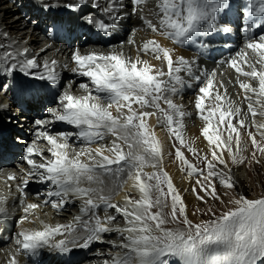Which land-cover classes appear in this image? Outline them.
<instances>
[{"label":"snow or ice","instance_id":"snow-or-ice-1","mask_svg":"<svg viewBox=\"0 0 264 264\" xmlns=\"http://www.w3.org/2000/svg\"><path fill=\"white\" fill-rule=\"evenodd\" d=\"M150 2L149 15L155 21L145 14ZM57 7L83 15L87 25L103 34L115 29L122 13L124 18L136 16L141 31L162 37L172 47L148 38L137 45L134 57L115 48L82 53L77 47L70 56L71 73L82 78L81 94H76L75 80L63 85L55 59L39 61L46 49L32 55L28 47L9 42L7 32L0 35V79L30 78L22 91L39 81V88L51 91L54 105L45 109V118L32 122L34 139L23 148L21 174L7 177L19 181L24 215L17 224L33 222L29 216L41 207L23 203L31 182L47 186L37 196L54 210H62L71 199L81 201L80 215L70 224L21 227L7 264H19L18 256H36L42 250L68 254L88 249L104 243L109 233H119L120 243L108 241L118 251L104 264H264V193L250 198L237 192L239 180L232 167L264 160V31L254 32L264 29V0H247L248 19L238 30L248 38L211 71L200 66L199 56L176 51L195 47L202 55L214 36L232 32L233 0H105L103 6L100 0H63ZM89 8L101 15H85ZM221 66L234 70L235 79L229 77L226 83ZM63 68L69 69L68 64ZM192 81L198 88L190 101L194 111H189L177 98ZM229 84L238 86L235 97ZM193 115L201 122L196 137L187 135L186 122ZM56 124L70 130L52 131ZM157 129L166 133L164 139ZM108 137L110 143L105 142ZM201 137L203 148L196 146ZM168 162L185 179L194 180L191 191L197 200L207 204L210 198L223 205L219 214L209 207L201 213L209 219L189 218L183 193L166 170ZM105 177L115 187L108 188ZM125 185L123 205L112 202ZM6 203L0 197V217L7 215ZM118 216L122 226H114Z\"/></svg>","mask_w":264,"mask_h":264},{"label":"bare ground","instance_id":"bare-ground-1","mask_svg":"<svg viewBox=\"0 0 264 264\" xmlns=\"http://www.w3.org/2000/svg\"><path fill=\"white\" fill-rule=\"evenodd\" d=\"M4 1L6 2V0H0V35H2V33L7 32L8 33V37H9V42L11 41H15L16 42V47L18 48H23V47H28L30 50V54L35 55L37 53L40 52V49L42 46H44L46 43L44 41V39H42L41 36L37 35V32H32L30 33L29 30H32V28H30V26L25 22V20L22 19V17L19 16V14H16L17 11L13 6H9L7 3H4ZM25 3V6L28 7V16L29 17H34L37 16L38 20L41 23L46 22V20H43V18H48L50 21H59L58 27L60 29H62L65 33L68 34V36H71L72 34L75 35V37H79L80 35H84V37L86 38V42L87 45H93L92 49H88L86 48V44L83 43V41H81L79 44H82L81 46H83V48H81V52L82 53H87V52H91V51H96V52H107V51H111L114 46H107L109 48H106L105 45L113 42V43H121L124 42L123 47L119 48V46H121V44H117L115 49L121 50L123 51L126 55H131L134 57L135 53H136V47L137 45H141L142 42L145 39L148 38H155L158 39L162 44H164L165 46L168 47H172V45L166 44L163 40H161V37L155 36V34H152L150 32H145V31H141L142 28V23L141 21L136 17V16H129L127 18L123 17V13L122 15V19L120 20V26L124 27L125 30H120V31H116L111 37H110V41L106 44H101L100 42L102 41V37L99 34H103V33H98L96 30L92 29L91 26L87 25L83 19V15H80L79 13H69L67 11L61 10V8L57 7V5L62 4L63 0H23ZM127 2V0H125V3ZM49 4L51 5V9L45 11V9L43 8L44 4ZM100 4L101 6H103L105 4V0H100ZM152 7L151 2L149 3L148 7H146L145 9V14L148 15V17L150 19H153L155 21V18L152 17L151 15H149V8ZM37 10V13H35V11ZM98 10L97 11H93L92 9L89 10L88 12L85 13L86 14H95L97 16H100V14H98ZM97 13V14H96ZM240 16L239 12L234 14H231V18H233L235 20V24L232 26L233 30H232V35L235 38V42L234 44L236 45V48L233 49V53L234 54L236 51H238L241 47H243L245 41H243L244 38V34L241 33L238 30V25L239 23L237 22L238 17ZM82 21L84 22L83 24H78L77 22ZM35 24V23H34ZM33 25V24H32ZM29 26V27H28ZM133 29H136L135 32H133ZM131 30L132 35H128V31ZM264 31V29H259L256 33L259 34V32ZM130 32V31H129ZM123 34V36L121 35ZM128 35L129 37L127 38ZM133 39L135 41V44L133 45H129L127 43V41L129 39ZM84 39V38H83ZM126 40V41H124ZM230 42V41H227ZM40 44V47H36V44ZM88 45V46H89ZM60 48L62 47V45L59 46ZM86 48V49H85ZM46 51L39 55V57H41V63H43L45 60L51 61L53 59H55L58 62V70L62 73V77H65L69 74V79L66 80L65 84L67 85L69 83L70 80H75V86H74V92H78L80 93L79 88L75 89L78 87L79 83L82 81V78L79 77H74L73 74L70 71V68L72 67V63H71V52L67 53V50L64 49H59L57 45H53L51 46L50 44H46L45 47ZM195 47H190V48H183V49H177L176 51V55H183L185 57H191L195 54ZM217 54H215L216 56ZM220 55H225V53L220 54ZM219 55V56H220ZM219 56L217 55V57L219 58ZM214 57L213 54H211L209 56V59H212ZM214 58V60H217L218 58ZM199 62H200V66L202 68H205L209 71H211L213 68H216L217 66H215L212 62L209 63L208 61H205L201 58H199ZM64 64H68L69 69H64L63 65ZM221 70L225 72V76L223 77V79L225 80V82L227 83V80L229 79V77H231L233 80L235 79V72L234 70L228 69L226 66L221 67ZM9 82L11 81L12 78H8ZM24 82L26 81V79H23ZM8 82V84H9ZM192 86L191 87H185L184 90L181 93V96L177 98L178 102H182L183 104H185L188 108L189 111H194L193 109V105L192 103H190V101L194 100L198 85L196 84L195 81L191 82ZM39 83L36 85L35 90L32 91L33 94L36 93L37 90L41 91V90H46L48 94H50V90L49 89H41L38 87ZM18 87V86H17ZM38 87V88H37ZM21 89V87L19 88ZM30 89L31 88H27ZM228 89H229V93L230 95H232L233 97H235L236 92L238 91V86H233L232 84L228 85ZM26 90V89H25ZM8 92V91H7ZM2 94H0V116H5L7 113V111L4 109V106L6 104V101L4 99V97L1 96ZM17 99L21 102L24 101V97L21 95V97H17ZM40 101V100H38ZM42 105V102H39ZM37 109L36 105H33V110L35 111ZM37 111V110H36ZM12 113V112H11ZM23 116H27V114H23ZM29 116V115H28ZM31 116V115H30ZM18 122H24L23 118H20ZM152 124H155V120H151L150 121ZM187 135L188 136H192V137H196L199 136V129L201 127V122L198 119V117H196L195 115H193V117L188 120L187 122ZM25 126L27 124H24ZM19 126V125H18ZM21 127V126H19ZM28 128H30V126H26ZM18 128V127H17ZM52 128H56L58 131H66V130H70L69 127H67L66 125L63 124H56L53 125ZM11 129L5 128V130H0V164L2 161H4L3 157L6 155V153H11L14 157L18 158V156H21L20 154L18 155L17 153L13 152L11 150V143H10V139L8 136H11L8 131H10ZM4 131V133H3ZM55 131V130H53ZM158 135H160V137L162 139H164L166 137L165 132L160 131L159 129H157ZM16 134H18L19 132H15ZM27 133H25L26 135ZM18 137V136H17ZM16 137V138H17ZM18 139V138H17ZM16 143H22V140H19ZM13 142V144H16ZM206 145V141H203L202 137L200 140L197 141V147L203 148ZM24 167V165H18V169H13L11 164L10 165H2L0 166V168H2V171H5L3 173V175H0V197H4L7 198V203H6V209H7V215L0 217V231L2 228H4L3 233L0 234V264H7V260L9 258V256L13 253V248H14V236L11 240V242L3 247V243H2V235L3 234H9L10 235V230L6 227H4L3 221H5V219H7V225H9L10 227H12L14 224L15 226H13V230H12V234H16V231H20L21 227L24 229H35L37 227L40 226L41 222L49 224V225H57V224H62V225H67L73 222V218L76 217L77 215H80L79 212H74L72 213L73 216H70V214L68 212L71 211L72 206H74L76 204L77 206V210H80L81 208V204L80 203H75L76 199H71L69 203H67L69 206L67 207V209L64 210V208H66V206L58 211L55 212V214L53 215V218L50 216H48V219L44 218V215H40V210L41 207L34 210L33 214L29 216L28 220L29 221H33L34 224L31 225V223H26L24 222L23 225L18 226L17 224V220L24 215L22 208L19 209L18 208V188H17V184L19 183V181H12V182H8L6 181V177L8 176V174L15 173L17 176H19L21 174V168ZM148 169H146L147 171ZM167 171H169L170 175L173 177L174 183L176 185V187L183 193V198L186 202V205L193 203L194 199L190 193V180L185 179L183 175L180 174V172L177 171L175 164H172L171 162L167 163ZM234 174L236 175V177L238 178V180H240V176L242 175V171L241 169H237L233 171ZM105 182L108 188H113L115 187V181L110 178V177H105ZM192 183V182H191ZM9 184L11 185V188H9ZM35 184H37L35 182ZM41 187L43 188H47L46 185L41 184ZM35 187L28 185V187L25 190V193H29V189L32 190ZM184 189H188V191H184ZM128 191V185H126V187L124 188V190L121 191V193H119L120 195L116 196V198L112 199V202H119L121 205H123L124 200L123 197L125 195V193ZM131 194H135L138 195L137 192L133 191ZM38 197L37 195L31 194V197ZM30 197V196H29ZM80 201V200H78ZM34 203L32 202L30 199L26 200V203ZM17 205V208L15 210H11L10 208L8 209V205ZM41 206H43V201L41 203ZM111 211V210H109ZM112 213H114V211H111ZM101 213H103V209L100 210V215ZM37 217H40L41 220L38 221ZM117 222L119 223L118 226H122L123 225V219L122 217L118 216ZM115 226V225H114ZM112 234H105L104 236V243H99V245L102 244H107L109 245V247H112L111 244L108 243V241H113L117 244L120 243V239H118L117 235H119V233H116L114 236V239L110 240L108 239V237H110ZM95 244V243H94ZM93 245H91L88 249H85L82 252V258H79L80 260L83 258H86L87 256H93V259H89L87 261L88 264H104V261L106 260L104 258V255L102 253V248L98 247L95 249L96 252H92L89 255V252L92 250ZM3 247V248H2ZM13 247V248H12ZM77 251H81V249H73V251L71 253L68 254H56V253H51L48 250H42V258H45L46 256H48V259H50V261H54L57 264H75L78 263L76 262V259L73 258V255L76 254ZM118 251V249H115L114 252L112 253V255H114L116 252ZM95 253V255H94ZM107 256L110 258L111 254H107ZM19 260V264H28L25 262L24 257L21 256L20 258H18ZM80 262V261H79Z\"/></svg>","mask_w":264,"mask_h":264},{"label":"rangeland","instance_id":"rangeland-1","mask_svg":"<svg viewBox=\"0 0 264 264\" xmlns=\"http://www.w3.org/2000/svg\"><path fill=\"white\" fill-rule=\"evenodd\" d=\"M4 3H7L9 6H13L16 9V11H17L16 14H19V16L22 17L23 20H25V22L30 26V28H32V30H29L30 33L37 32V35L41 36L42 39H44V37H43L44 30L43 29H44V25L45 24L41 23L38 20L37 16L30 17V15H29V17L27 18V16H28V7L25 6V4H24L25 2L23 0H6V2L4 1ZM129 31H128L127 34L130 36V35H132V33H131L132 31L131 30H129ZM128 35H126L127 38L129 37ZM74 38H76V41H77L78 44L76 42H73L68 47H65V45L61 44V43H58V44H55V45H57L59 49L67 50V53H70L71 50H73V49H75L77 47L80 48V49L83 48V46H79V45H82V44H79V43L81 41H83V43L86 44L85 45L86 48L92 49L93 45H89L88 44L89 45L88 46L87 42H86L87 40H85V41L83 40V38H85L84 35L79 36V37H74ZM124 41H126V40H124ZM117 44H121L122 47H123L124 42L116 43V44L113 43V42H110V43L106 44L105 47L109 48L107 46H111L112 45L115 48ZM60 45H62L61 48L59 47ZM35 46L38 48V47H40V44L38 43ZM51 46H53V45L51 44ZM45 47H46V44L44 46H42L41 49H45ZM119 48H121V46H119ZM38 59H39V61H41V57H38ZM69 78H70L69 74L67 76L63 77V85L64 86H66L65 82ZM23 79H26V81H27L30 78H26V77H23L22 75H20V76H18V77H16L14 79V86L17 84V86L20 88L21 85L24 83ZM5 80H6V83L8 84V82H9L8 78L2 80L1 84H5ZM11 82H12V80L9 83H11ZM31 83L33 84V86L31 87V90L28 89L27 92L25 90H23L20 93L24 97V101L23 102L19 101L18 104H21L24 107L25 111H23V112H19L17 110L18 106L16 105L15 100H18V99H17V96L13 93V91H11V89H10L7 92V91H5V89L0 88V94H2L1 96L4 97V99L6 101L4 109L8 113L5 116H0V130H5V128L16 129L15 126H16L17 123H19L18 124L19 126H21V127L23 126L24 127L22 129V131H23L22 133L24 134V136H26V140H22V143L25 142V146H26V144L28 142H30L32 139H34V128H33L32 121H34L37 118H40V119L45 118L48 115L47 112L45 111V109L47 107L54 106L53 103H52V99H50V94H48L46 90H41V91L37 90L35 94L32 93V91L35 90L36 85L38 83H40V82L39 81H33ZM78 88L79 87H77L75 89H78ZM74 91H76V90H74ZM75 93L79 94L78 92H75ZM26 94H28L29 97H26ZM11 100H12V102H11ZM38 100H40V101H38ZM44 101H46L45 105H44ZM39 102H42V105ZM33 105H36V107H37L36 110L37 111L33 110ZM23 114H27V116H23ZM20 118H23L24 122H18ZM24 124H27L26 126L29 125L30 128L26 127ZM12 127H14V128H12ZM30 130H32V132ZM53 130L58 131L56 128H52V131ZM25 133H27V134L25 135ZM8 137L11 138V136H8ZM16 137L17 136H12V138L10 140L13 141ZM18 139L21 140V138H18ZM111 139H112L111 137H108V138H106L105 142L106 143H110ZM74 147L79 149V147H80L79 142H76L74 144ZM93 147H95V145H93ZM20 155L21 156L23 155L22 152H21ZM186 155L188 156V158L190 160L192 159V156H191L190 153H186ZM18 157H20V156H18ZM193 162H195V161H193ZM22 164H23V162L19 163V161H16V162L12 161L11 166H12V168L14 167L13 169L15 170V169H18V165H22ZM0 166H2V165H0ZM232 167H233V171L237 170V169H241V171H242V175L240 176L239 184H238L237 189H236L237 192H244L250 198L251 197H258L259 195L264 193V160H262L260 164H250V163L246 162L243 165L232 166ZM176 169L179 172L177 167H176ZM145 171H146V169H145ZM147 171H151V169H148ZM0 174H2V173H0ZM181 175H183V174H181ZM193 184H194V180L190 181V186H192ZM29 185L35 187L32 190L29 189V194H30L29 199L32 202H34V203L41 204L43 199H44V197L43 196H39V197H33L32 196L31 197V194L37 195V193H43V192L46 191V188L41 187V184H39V183L35 184V182H31ZM125 187H126V185L124 186V188ZM121 191H119L116 195H114L112 197V199L116 198V196L120 195L119 193H121ZM190 193H191V195H192V197L194 199V202L187 205V212L189 214V218L192 219L194 222H198L201 219H203V220L209 219L208 215H201V213H203L209 207H214L215 210L217 211V214H219V211L223 208V205H220L218 201H213L210 198H209L207 204L204 203L203 201L197 200L196 199V195L194 193H192L191 188H190ZM200 194L203 195V193H200ZM132 195L134 197H138V195H135V194H132ZM221 195H222V191H221ZM75 203H80L81 204V201L76 200ZM68 206L69 205L66 204V208H64V210L67 209ZM7 208L8 209L10 208L13 211V210H15L17 208V205L16 204H14V205L9 204ZM197 209H199L200 211L197 212ZM58 211H60V210H58ZM111 211H114V210H111ZM161 211H163L164 213H167L168 209H161ZM55 212H57V210L52 209L50 205L45 206L43 204V206H41L40 215H44V218L48 219V216H50V218L51 217L53 218V215L55 214ZM74 212H79L80 213V210H77L76 204L74 206H72L71 211L68 212V213L70 214V216H73L72 213H74ZM193 213H196V214L193 215ZM103 215H104V212L101 213V216H103ZM37 219H38V221L41 220L40 217H37ZM27 222L28 221H26V223ZM28 223H30V222H28ZM33 224H34V222L31 223V225H33ZM118 224L119 223L116 220L115 226H118ZM13 226H15V224ZM171 226L172 227H176L175 225H171ZM16 233H17V231H16ZM110 234H112V235L110 237H108V239H110V240L114 239V236H115L116 233H110ZM13 235H15V232H14ZM13 237L14 236H12V238ZM117 237H118L117 240H119L120 239V235H117ZM8 244L3 245V247L7 246ZM98 247L102 248V253H103L105 259H109L107 254L109 253V254L112 255V253L115 250V248L109 247V245H107V244L99 245V243H95L93 248H92V250L89 252V255L92 252H96V254H97V251H95V249L98 248ZM14 249H15V246L13 248V252H14ZM94 255H95V253H94ZM20 257L21 256H18V258H20ZM89 259L90 260L93 259V256H91V257L87 256L86 258L81 259L80 262H78V264H88L87 261ZM40 262H47V264H57L54 261H50V259H48V256H46L45 258H42V256H41ZM75 264H77V263H75Z\"/></svg>","mask_w":264,"mask_h":264}]
</instances>
